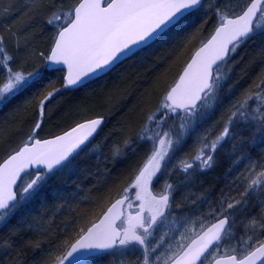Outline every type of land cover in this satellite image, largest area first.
Instances as JSON below:
<instances>
[{
  "label": "snow or ice",
  "instance_id": "obj_1",
  "mask_svg": "<svg viewBox=\"0 0 264 264\" xmlns=\"http://www.w3.org/2000/svg\"><path fill=\"white\" fill-rule=\"evenodd\" d=\"M0 264H264V0H0Z\"/></svg>",
  "mask_w": 264,
  "mask_h": 264
},
{
  "label": "rangeland",
  "instance_id": "obj_2",
  "mask_svg": "<svg viewBox=\"0 0 264 264\" xmlns=\"http://www.w3.org/2000/svg\"><path fill=\"white\" fill-rule=\"evenodd\" d=\"M37 43H40V44H42V43H44V41H43V39L42 38H39L38 37V42Z\"/></svg>",
  "mask_w": 264,
  "mask_h": 264
},
{
  "label": "trees",
  "instance_id": "obj_3",
  "mask_svg": "<svg viewBox=\"0 0 264 264\" xmlns=\"http://www.w3.org/2000/svg\"><path fill=\"white\" fill-rule=\"evenodd\" d=\"M37 42H38V38H37ZM62 218V217H61Z\"/></svg>",
  "mask_w": 264,
  "mask_h": 264
}]
</instances>
